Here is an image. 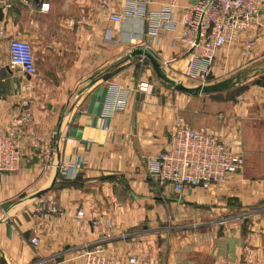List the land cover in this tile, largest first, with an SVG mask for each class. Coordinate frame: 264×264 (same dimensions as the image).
Returning a JSON list of instances; mask_svg holds the SVG:
<instances>
[{
    "label": "crops",
    "instance_id": "obj_1",
    "mask_svg": "<svg viewBox=\"0 0 264 264\" xmlns=\"http://www.w3.org/2000/svg\"><path fill=\"white\" fill-rule=\"evenodd\" d=\"M195 3L16 0L8 10L0 0V135L16 127L23 102H29L33 115L20 170L0 175V264H82L83 251L95 247L117 256L120 264H130L132 257L135 264H264L262 130H257L258 141L244 146V169L228 184L188 190L183 200L170 186L158 188L143 160L167 146L179 119L196 131L217 134L234 151H242L233 148V139L247 114L264 122V25L215 56L209 85L243 76L235 84L241 83L243 93L234 104L227 101L226 90L205 97L181 94L162 82L146 59H128L147 44L170 77L187 79L194 60L175 40L186 7ZM42 4L48 10L42 11ZM132 4L151 13L173 5L176 29L163 30L155 40L147 34V20L111 19L125 15ZM10 39L32 45L34 76L11 66ZM250 39L254 44L248 49ZM140 82L150 84L147 93L137 91ZM108 84L127 88L129 96L106 132L100 117ZM31 132L40 148L31 146ZM45 148L54 156L47 169L41 155ZM78 158L84 162L70 180L61 167ZM53 203L57 213H37V207ZM176 207L185 215L214 219L208 221L213 226L206 233L186 228L182 235L180 228L159 226L179 219Z\"/></svg>",
    "mask_w": 264,
    "mask_h": 264
},
{
    "label": "built area",
    "instance_id": "obj_2",
    "mask_svg": "<svg viewBox=\"0 0 264 264\" xmlns=\"http://www.w3.org/2000/svg\"><path fill=\"white\" fill-rule=\"evenodd\" d=\"M16 0H1L5 9H12ZM47 4H42V11L48 10ZM173 5L164 6L159 12H146L144 8L132 4L125 15H113L111 19L123 23L125 19L135 17L150 23L147 34L155 40L160 39L163 30H175L177 23L173 20ZM264 25V0H196L185 9L180 36L175 40L177 46L191 54L194 60L185 77L197 82L198 86H208L211 81L214 59L222 48L240 41L243 34ZM254 44L249 40L247 48ZM140 48L150 50L147 44ZM10 64L21 68L27 75L34 76L37 72L34 50L26 39H10ZM31 89L30 85L26 90ZM148 82H140L138 92L147 93ZM129 90L117 84H108V102L100 117L104 131L111 130V122L115 115L122 111L128 101ZM23 112L17 119L16 127L0 135V175L12 174L20 170L23 163V142L25 130L32 124L33 115L29 102H23ZM31 146L40 148L35 133H30ZM45 158L44 168L54 164L51 149L41 152ZM148 175L155 181L158 188L170 186L172 192L180 199H185L184 193L194 188L209 191L213 187L221 188L231 181L232 176L240 173L245 166L242 152L234 151L214 133L199 132L186 124L182 119L175 123L167 146L158 154L143 157ZM84 158L68 166V179L76 178ZM55 204L48 207H37V213L44 217L57 213ZM84 216L82 211L77 217ZM111 226V223L108 222ZM34 246L39 245V239H32ZM82 264H120L117 256L110 255L101 247L88 248L83 251ZM136 258L129 259L135 264Z\"/></svg>",
    "mask_w": 264,
    "mask_h": 264
},
{
    "label": "rangeland",
    "instance_id": "obj_3",
    "mask_svg": "<svg viewBox=\"0 0 264 264\" xmlns=\"http://www.w3.org/2000/svg\"><path fill=\"white\" fill-rule=\"evenodd\" d=\"M261 68H264V65H262ZM248 75L245 74V77ZM243 76H238L237 75H233L232 77H230L231 83H233V86H231L229 89H227L225 92H223V94H228L227 96L229 98H227V101L231 102V103H235L237 97L241 96L243 93V89H239L238 86L241 85V83L236 86V82L238 80H242ZM179 80V79H178ZM229 80V79H228ZM181 81L188 87H198L195 86L197 85V82H194L192 80L188 81V79H181ZM226 81V80H225ZM171 88V87H170ZM246 90V88H244ZM182 94V93H181ZM230 94V95H229ZM185 95V94H184ZM203 97L205 96H209V94L206 95H202ZM216 96V95H214ZM212 98H216V97H212ZM255 115L252 114H247L244 118H243V123L242 126L240 124H238L237 126V137L233 139L234 143H233V148L238 147V149L241 148L243 155H244V146H249L252 145L253 142L258 141L260 138L257 135V130H262L264 132V122L263 123H257L256 119H255ZM260 127V128H259ZM243 136V138H242ZM238 139V140H236ZM172 211V209H169V211ZM182 208H177L175 209V213H177L178 211H180L181 213H179V219L177 221H171L168 220V222H163L161 223L159 226H163V227H175V228H180L181 230L179 232H181L179 235H182V232L186 229V228H190L192 229L193 232H197V233H206L208 232L207 227H211L213 226V224H209L208 221L210 220H214V219H209L208 217H204V216H198L197 213L191 214V215H185V213H183ZM170 211V212H171ZM183 230V231H182Z\"/></svg>",
    "mask_w": 264,
    "mask_h": 264
},
{
    "label": "water",
    "instance_id": "obj_4",
    "mask_svg": "<svg viewBox=\"0 0 264 264\" xmlns=\"http://www.w3.org/2000/svg\"><path fill=\"white\" fill-rule=\"evenodd\" d=\"M3 16V10L0 8V17ZM135 58H143L149 61L151 64L156 76L164 82L168 87L173 88L177 92L185 94L187 96H194V95H206V94H213L217 92H222L231 83V80H226L216 85H208V86H198V87H188L186 86L181 80H176L170 77L164 65L159 61V59L153 54L150 50L144 48H138L135 51L131 52L128 55V59H135Z\"/></svg>",
    "mask_w": 264,
    "mask_h": 264
},
{
    "label": "trees",
    "instance_id": "obj_5",
    "mask_svg": "<svg viewBox=\"0 0 264 264\" xmlns=\"http://www.w3.org/2000/svg\"><path fill=\"white\" fill-rule=\"evenodd\" d=\"M231 86H233V83L230 84V85L228 86V88H226L225 90L229 89ZM225 90H223V91H225Z\"/></svg>",
    "mask_w": 264,
    "mask_h": 264
}]
</instances>
